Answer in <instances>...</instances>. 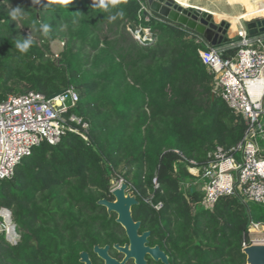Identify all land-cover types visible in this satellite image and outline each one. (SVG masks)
Wrapping results in <instances>:
<instances>
[{"label": "trees", "instance_id": "trees-1", "mask_svg": "<svg viewBox=\"0 0 264 264\" xmlns=\"http://www.w3.org/2000/svg\"><path fill=\"white\" fill-rule=\"evenodd\" d=\"M142 2L0 0V102L71 86L78 94L71 111L88 123L87 140L68 131L54 144L43 141L0 180V208L19 235L11 244L0 233V264H79V252L94 244L126 241L115 214L97 204L112 198L111 176L128 182L138 200L133 219L170 264H245L241 241L249 218L264 223V204L224 195L207 209L201 190L180 187L187 167L242 138L244 120L211 92L205 41L153 12L141 21ZM17 6L23 14L13 20ZM140 23L150 40L129 31ZM29 38L21 53L17 41ZM57 38L63 46L54 54Z\"/></svg>", "mask_w": 264, "mask_h": 264}, {"label": "built area", "instance_id": "built-area-1", "mask_svg": "<svg viewBox=\"0 0 264 264\" xmlns=\"http://www.w3.org/2000/svg\"><path fill=\"white\" fill-rule=\"evenodd\" d=\"M151 15L142 2L139 19L147 21ZM128 29L142 40L152 38L151 31L142 23ZM205 43L209 52L205 65L213 75L211 92L241 115L246 127L234 146L215 147L209 161L196 168L202 191L199 204L210 209L224 195L236 196L245 204H264V81L260 93L249 89L261 79L264 69V33L250 36L240 29L237 39L230 43ZM230 44L236 47L234 55L222 57ZM77 102L78 94L71 86L50 97L30 90L10 94L0 102V180L9 178L21 158L43 141L54 144L68 131L87 140V121L71 111ZM144 199L156 210L162 207L160 201L153 203L151 196ZM261 229L262 236L252 235ZM0 233L11 244L19 237L6 208H0ZM253 242L264 243V223L249 218L241 246Z\"/></svg>", "mask_w": 264, "mask_h": 264}, {"label": "water", "instance_id": "water-1", "mask_svg": "<svg viewBox=\"0 0 264 264\" xmlns=\"http://www.w3.org/2000/svg\"><path fill=\"white\" fill-rule=\"evenodd\" d=\"M149 10L172 23L191 30L195 36L201 37L211 45L227 44L238 37V27L242 25L250 36L264 33V12L244 15L236 21L235 31L231 30L232 21L226 17L216 19L215 16L199 7L181 4L176 0H145ZM113 199L100 198L97 204L105 207L108 214H115V222L124 230L127 242L123 245L114 243L113 247L124 256L121 261L108 254V245L93 246V251L105 264H124L132 258L135 264H145V254L167 263V256L157 245H146L149 231L139 233L140 222L132 217L131 207L138 204L136 195L130 190L124 179L110 190ZM245 255V264H264V243L253 242L241 248ZM80 264H91L85 251L79 252Z\"/></svg>", "mask_w": 264, "mask_h": 264}, {"label": "bare ground", "instance_id": "bare-ground-1", "mask_svg": "<svg viewBox=\"0 0 264 264\" xmlns=\"http://www.w3.org/2000/svg\"><path fill=\"white\" fill-rule=\"evenodd\" d=\"M176 1H178L181 4H186V5L193 4L194 6L191 5L193 7H199V8L206 7L201 0H176ZM226 1L228 3L235 4L237 6L236 9H240L239 11L243 12L246 15L264 12V9H263V10L255 11V12L251 13V11L255 10L257 7H263L264 6V0H226ZM206 8H208V7H206ZM213 15L215 16L216 19H219L220 17H226V18L230 19L233 23L231 30L235 31V29H236L235 24H236L238 17L234 18L231 16H226V15H221V14H213ZM262 84H263L262 78L258 79L254 85L249 86V89L254 90L256 93H258V92L260 93Z\"/></svg>", "mask_w": 264, "mask_h": 264}, {"label": "flooded vegetation", "instance_id": "flooded-vegetation-1", "mask_svg": "<svg viewBox=\"0 0 264 264\" xmlns=\"http://www.w3.org/2000/svg\"><path fill=\"white\" fill-rule=\"evenodd\" d=\"M111 199H113V198H110L109 200H111ZM110 215V214H109ZM115 219V218H114ZM140 222V221H139ZM120 226V225H119ZM121 227V226H120ZM140 227H141V223H140V226H139V229H138V231H139V233H142V232H144V231H149V235H148V237H147V239H148V241H147V243H146V245H148L149 247H153V246H155V245H157L158 247H159V249L161 250V251H163V253L167 256V263H165V262H163L161 259H154V258H152L149 254H145V256H144V258H145V264H170L171 263V260H170V256H169V254L165 251V249L164 248H162L159 244H157V243H150L149 242V236H150V230H141L140 231ZM122 228V227H121ZM122 230H123V228H122ZM123 232H124V230H123ZM124 235H125V233H124ZM126 237V236H125ZM128 240H127V238H126V241H124L122 244H120V243H118V242H114V243H118V244H120V245H123V244H125L126 242H127ZM114 243H112V244H108V243H104V244H102V245H99V244H94V245H99L100 247H103V246H105V245H108L109 246V248H108V254L111 256V257H113V258H115V259H117L118 261H121L122 260V258H123V254L122 253H120V252H118L114 247H113V244ZM93 245V246H94ZM93 246H92V250L91 251H85V252H87V254H88V257H89V260L91 261V264H105L104 263V261L101 259V258H99L98 256H97V254L93 251ZM81 252V251H80ZM78 260H79V258H78ZM79 264H80V262H79ZM124 264H135L134 263V259H132V258H130V259H128V260H126V262L124 263Z\"/></svg>", "mask_w": 264, "mask_h": 264}, {"label": "rangeland", "instance_id": "rangeland-1", "mask_svg": "<svg viewBox=\"0 0 264 264\" xmlns=\"http://www.w3.org/2000/svg\"><path fill=\"white\" fill-rule=\"evenodd\" d=\"M63 43L61 39H54L51 43H50V49L54 54H57L61 49H62ZM187 171L190 174V176H188V174L186 173V175L184 177H182L181 180V189L183 192H186L187 189L189 188H194L196 190H201V182L198 179V173L197 170L195 168H191V167H187ZM121 178L117 177V176H111L110 178V184L111 186H116ZM255 237H259L263 235V229H261V231H256L252 234Z\"/></svg>", "mask_w": 264, "mask_h": 264}, {"label": "crops", "instance_id": "crops-1", "mask_svg": "<svg viewBox=\"0 0 264 264\" xmlns=\"http://www.w3.org/2000/svg\"><path fill=\"white\" fill-rule=\"evenodd\" d=\"M203 2V4L208 7H204L201 8L203 10H207L209 12H211L212 14H221V15H226V16H231V17H238V21H240L242 19V17L246 14H244L243 12L239 11L240 9H236V5L233 3H228L226 0H201ZM193 5V4H190ZM194 6V5H193ZM211 9V10H210ZM263 7H257L255 10H252L251 13L255 12V11H260L263 10ZM240 28L238 27V30H244V27L242 25H239ZM229 47H233L234 44H230L228 45ZM261 78L264 81V69L261 73ZM196 169V168H195Z\"/></svg>", "mask_w": 264, "mask_h": 264}, {"label": "clouds", "instance_id": "clouds-1", "mask_svg": "<svg viewBox=\"0 0 264 264\" xmlns=\"http://www.w3.org/2000/svg\"><path fill=\"white\" fill-rule=\"evenodd\" d=\"M37 2H38V0H37ZM22 14H23V10H22V8L19 7V6L15 7V8L12 7V8H11V11L9 12V16H10L13 20L17 19V17H18L19 15H22ZM119 14L122 15V13H119ZM42 29H43V31H44L45 33H47V32L49 31V26H48L47 24H44V25H42ZM31 43H32L31 38H29L28 40L23 41V42L17 41V43H16V48H17L21 53H23V52H26V51H27V49L29 48V46H30Z\"/></svg>", "mask_w": 264, "mask_h": 264}]
</instances>
